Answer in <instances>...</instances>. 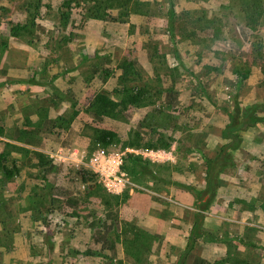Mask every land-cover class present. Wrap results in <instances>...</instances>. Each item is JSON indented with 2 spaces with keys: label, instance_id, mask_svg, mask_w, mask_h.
Masks as SVG:
<instances>
[{
  "label": "rangeland",
  "instance_id": "rangeland-1",
  "mask_svg": "<svg viewBox=\"0 0 264 264\" xmlns=\"http://www.w3.org/2000/svg\"><path fill=\"white\" fill-rule=\"evenodd\" d=\"M66 1L0 0V154L18 169L8 178L0 167V264H177L205 157L223 145L229 116L237 105L264 116V14L249 18L252 0H131L128 16L112 3L96 16L99 1ZM27 22L35 26L13 37ZM130 60L141 106L97 116V96L121 98ZM236 66L250 70L247 80ZM145 117L156 131L125 144ZM101 130L122 142L94 144ZM156 132L171 137L168 149ZM241 134L206 212L211 235L186 264H264V123ZM128 154L160 167L162 181L125 170ZM81 169L98 176V191Z\"/></svg>",
  "mask_w": 264,
  "mask_h": 264
},
{
  "label": "trees",
  "instance_id": "trees-1",
  "mask_svg": "<svg viewBox=\"0 0 264 264\" xmlns=\"http://www.w3.org/2000/svg\"><path fill=\"white\" fill-rule=\"evenodd\" d=\"M74 0L66 1L65 7L67 9L71 8L72 2ZM97 5L95 9H91L90 12L96 16H98L100 12V7H110V3L113 5H117L119 10L122 11V14L125 16L129 15L130 12V3L131 0H97ZM252 10L253 12L249 15V18L252 20V15L262 16L264 14V0H252ZM251 3V0L248 1ZM251 6V5H250ZM251 8V7H250ZM39 10V5L37 4L34 8L35 13ZM29 13L32 15V11L29 10ZM254 21V20H252ZM35 26L34 22L26 25H17L15 28H11L12 36L18 37L21 32H27L30 30V27ZM122 86L124 89L121 91L122 96L118 102H115L107 95H100L95 98L92 104V109H94L95 114L97 116L109 117L111 119H118L120 116H123L127 107L129 106H141L142 99L146 97L144 95V90L139 89L135 90V87H130L132 80L138 78V73L135 71V63L134 61H125L122 64ZM234 74L239 78L240 81L247 80L250 75L249 69H243L241 67H235L233 69ZM236 113L231 114L230 121L224 126L222 130V138L224 139L223 145L220 147L217 154L213 157H205V186L203 189H195L196 195V208L197 210L194 212V219L191 225L186 246L182 251L177 264H186L189 255L195 249L197 243L204 238L205 236L211 235L210 231L205 228V220H206V212L210 210L212 203L218 195V190L220 187V180L222 176L234 166V156L235 152L241 147L243 142V136L241 131L248 127H254L260 123H264V116L259 115V113L255 112V107L249 108L246 111H242L239 105L235 106ZM142 119L138 124V128L135 131H131L128 134V141L125 144L133 143L140 145L143 141L142 132L144 129L150 128L154 132L156 129H153V125H149L148 120ZM4 132V127L0 125V134L2 135ZM157 133V132H156ZM159 137V143L162 145L160 148L168 149L171 145V137H169L165 133H157ZM93 143L96 145H102L103 147H110L114 143L122 142V138L120 135L111 130H101L98 131L92 137ZM139 147V146H137ZM39 158H42L40 153H35ZM3 159V160H2ZM4 154H0V167L4 169V173L8 178H13L15 176V172L18 171L17 165L14 162V169H6L3 161ZM42 167L45 168V172H48V168H46V163H41ZM124 169L129 173L138 174L141 176H145L146 178L150 176V178L154 181H162V177L159 175L160 167L151 163L148 160L143 159L141 156L128 154L127 158H125V162L123 165ZM143 167L142 170L139 167ZM169 169V165L167 166ZM176 169V167H175ZM78 177L81 180L82 184H89L91 186L92 191H98V176L92 171L81 169L78 173ZM161 177V178H160ZM161 179V180H160ZM177 184V183H176ZM181 187H185L184 185H180ZM129 197L128 193L123 196H116L117 207L121 204L122 201H125ZM107 204L111 205L109 202ZM112 206V205H111ZM239 243L242 245H247L251 247L257 248V245L252 242H246L242 239L239 240ZM227 260V259H225ZM225 260H216L214 262H209L208 264H230L229 261Z\"/></svg>",
  "mask_w": 264,
  "mask_h": 264
},
{
  "label": "built area",
  "instance_id": "built-area-1",
  "mask_svg": "<svg viewBox=\"0 0 264 264\" xmlns=\"http://www.w3.org/2000/svg\"><path fill=\"white\" fill-rule=\"evenodd\" d=\"M76 152H78V151H76ZM83 154H85V151H83Z\"/></svg>",
  "mask_w": 264,
  "mask_h": 264
}]
</instances>
